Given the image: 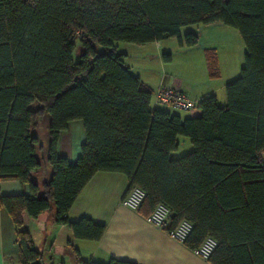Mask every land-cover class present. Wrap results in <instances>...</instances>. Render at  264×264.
<instances>
[{
    "label": "trees",
    "instance_id": "16d2710c",
    "mask_svg": "<svg viewBox=\"0 0 264 264\" xmlns=\"http://www.w3.org/2000/svg\"><path fill=\"white\" fill-rule=\"evenodd\" d=\"M214 22L235 28L245 49L239 75L224 85L225 103L204 96L191 117L152 108L151 89L130 72L115 44L173 37L190 47L198 33L180 29ZM205 55L213 69L214 49ZM170 58L162 53L163 61ZM44 116L50 174L38 185L31 171L40 166L37 129ZM75 119L82 121L84 141L70 163L56 145ZM178 136L189 139L191 150L172 157ZM263 153L264 0H0V179L29 189L0 196L15 227L19 264H42L23 214L36 219L53 207L55 222L74 238L102 236L104 225L67 218L100 171L121 173L127 189L145 193L136 210L144 216L162 202L170 225L188 220V249L207 235L215 239L210 264H264ZM74 253L75 264H136Z\"/></svg>",
    "mask_w": 264,
    "mask_h": 264
},
{
    "label": "crops",
    "instance_id": "0c3cea01",
    "mask_svg": "<svg viewBox=\"0 0 264 264\" xmlns=\"http://www.w3.org/2000/svg\"><path fill=\"white\" fill-rule=\"evenodd\" d=\"M216 23L219 24L220 22L203 26L200 24L194 25H197V29L203 30V28L213 26ZM188 26L182 27L180 32L183 33V28ZM185 31L192 30L187 28ZM172 38L141 45L130 42H117L115 44L116 52L124 53L123 62L130 69V72L138 76L151 89L150 106L176 113L181 117H191L199 113V109L197 112H185L158 104L154 100L153 92L160 84L178 87L196 104L202 97L211 94L216 97L219 104H224L226 101L224 85L227 82L221 85L215 82L221 76L215 48L212 47L216 65L213 69H210L205 55V49L209 47L198 45L200 36H198V42L194 46L178 47L181 48L178 49V51H182L181 54H190L194 51L199 53L201 47L200 63L202 67L204 66L203 71L205 70V77L208 79H206L207 87L203 88L196 76L191 79L180 77L177 73L168 69L166 66L169 65H165L162 61V53L169 51L164 48V40H172ZM119 43L129 44L119 48ZM242 51L244 53L245 49ZM243 53H241L242 57ZM170 60L168 63L173 62L172 56ZM150 61H155L156 65H150L148 63ZM155 67L158 70H155ZM210 72H213V74ZM232 78L230 79L232 80ZM209 80L214 81L213 86ZM182 112L186 114H182ZM182 137L184 136L177 137L178 146L175 151L171 152L172 157L181 155L179 147L183 141ZM83 141L82 121L79 119L72 120L59 133L56 151L58 155L64 156L70 163H74L80 154V146ZM185 147L191 150V144H189V147L185 144ZM42 166L44 168L43 173L42 176H39L37 174ZM49 174L50 169L44 163L42 156L40 166L31 171V178L38 185H41L49 178ZM41 177L42 180H40ZM127 186L128 181L121 173L96 172L70 206L67 212L69 220L87 217L94 223L104 225V232L96 241L74 238L71 230L66 225L55 222L53 207L44 211L36 219H31L23 214L24 227L30 233L35 248L41 253L43 264L45 263V248L51 260L60 261V264H75L74 251H77L78 255L84 260L91 259L99 262H105L113 257L136 264H210L207 260L196 256L183 243L171 239L163 229L147 223L144 214L123 207L120 201ZM28 192V186L23 182L15 179H0V196L26 194ZM17 249L15 227L7 211L0 205V264H19Z\"/></svg>",
    "mask_w": 264,
    "mask_h": 264
},
{
    "label": "rangeland",
    "instance_id": "374dc122",
    "mask_svg": "<svg viewBox=\"0 0 264 264\" xmlns=\"http://www.w3.org/2000/svg\"><path fill=\"white\" fill-rule=\"evenodd\" d=\"M201 25V24H200ZM203 26V25H202ZM189 28L195 33H198V36H200V40L198 42V45L202 47H209V48H215L216 50V55H218V68L220 70L221 76L219 77L218 80L215 82L217 84H225L226 82L236 78L239 75V69L242 66V54L244 45L242 42V39L240 37V34L235 28L226 26L222 23L215 24L213 26H207L206 28H203V30L197 29V25H189L188 27L183 28V32ZM78 34L74 36V43H75V51L73 54V59H76V55L80 50L79 46V41H78ZM165 46L164 48L166 52H170L172 56L173 62L168 63L162 61L165 63V65L168 67V69H171L175 73H177L178 76L186 78V79H191L196 76L199 84L205 88L206 83H207V78L205 77V70L203 71V67L200 63V57H201V47L199 48L200 52H191L190 54L184 53L181 54V50L178 51V46L177 40L175 38H172V40H164ZM129 44V43H119V48L123 47V45ZM153 46V45H151ZM198 49V48H195ZM203 53V52H202ZM151 54V53H150ZM241 54V55H240ZM171 61V60H170ZM169 61V62H170ZM150 65H156L155 61H150L148 62ZM155 70H158L157 67H155ZM207 79V80H206ZM212 84L214 85L213 80H209ZM182 114H186L182 112ZM38 136L40 138L39 143L42 145V148H38L36 150V155L40 159L43 156V161H45L46 157V152H47V143H48V132H47V118L46 116L43 117L42 120H40L38 130H37ZM183 141L181 143V146L179 149L181 150V154H185L189 149H186L185 144L189 147V140L187 137H182ZM190 151V150H189ZM188 151V152H189ZM264 158V153L262 155ZM48 166V165H47ZM42 169V170H41ZM43 166L40 168V172L37 174L39 176H42L43 173ZM42 180V177L40 178ZM45 250V263L44 264H60V261H53L51 260L50 255L48 256V253ZM43 264V262H42Z\"/></svg>",
    "mask_w": 264,
    "mask_h": 264
},
{
    "label": "built area",
    "instance_id": "2783aa9c",
    "mask_svg": "<svg viewBox=\"0 0 264 264\" xmlns=\"http://www.w3.org/2000/svg\"><path fill=\"white\" fill-rule=\"evenodd\" d=\"M154 100L174 110L185 112H197L196 103L176 86L159 85L153 92ZM145 193L137 186L127 189L120 204L132 211H136L141 204ZM145 221L159 229L166 231L167 235L180 243H183L190 234L192 224L185 218L179 219L174 225H170V210L162 202H157L151 211L144 216ZM217 241L210 236H205L200 244L192 249L193 253L207 260Z\"/></svg>",
    "mask_w": 264,
    "mask_h": 264
}]
</instances>
